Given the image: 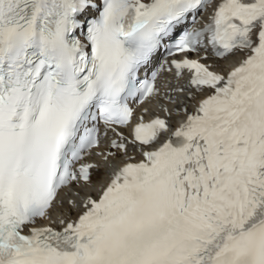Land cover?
Segmentation results:
<instances>
[{
	"label": "snow or ice",
	"instance_id": "obj_1",
	"mask_svg": "<svg viewBox=\"0 0 264 264\" xmlns=\"http://www.w3.org/2000/svg\"><path fill=\"white\" fill-rule=\"evenodd\" d=\"M0 264H264V0H0Z\"/></svg>",
	"mask_w": 264,
	"mask_h": 264
}]
</instances>
